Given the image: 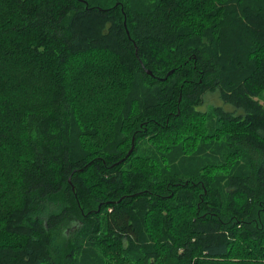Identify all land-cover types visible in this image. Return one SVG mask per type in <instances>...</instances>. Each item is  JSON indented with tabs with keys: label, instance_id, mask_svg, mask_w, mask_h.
Instances as JSON below:
<instances>
[{
	"label": "trees",
	"instance_id": "obj_1",
	"mask_svg": "<svg viewBox=\"0 0 264 264\" xmlns=\"http://www.w3.org/2000/svg\"><path fill=\"white\" fill-rule=\"evenodd\" d=\"M263 93L264 0H0V264H264Z\"/></svg>",
	"mask_w": 264,
	"mask_h": 264
},
{
	"label": "rangeland",
	"instance_id": "obj_2",
	"mask_svg": "<svg viewBox=\"0 0 264 264\" xmlns=\"http://www.w3.org/2000/svg\"><path fill=\"white\" fill-rule=\"evenodd\" d=\"M263 95H264V93H263ZM213 96H214V95H213ZM210 100H211V99H210ZM213 101H214V100H213ZM260 101H261L262 103H264V98H261ZM210 105H213V104H212V103H210V104H206V105L203 104V107H202V108H204V109L209 108Z\"/></svg>",
	"mask_w": 264,
	"mask_h": 264
}]
</instances>
